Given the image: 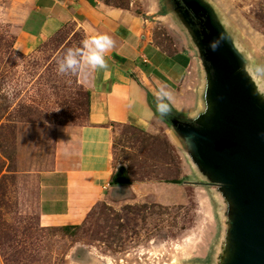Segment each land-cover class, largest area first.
I'll use <instances>...</instances> for the list:
<instances>
[{"label":"rangeland","instance_id":"1","mask_svg":"<svg viewBox=\"0 0 264 264\" xmlns=\"http://www.w3.org/2000/svg\"><path fill=\"white\" fill-rule=\"evenodd\" d=\"M203 2L264 103V73L256 72L264 67V0ZM29 3L0 0V105L7 108L0 114V264H225L232 247L230 204L165 123L150 134L118 127L114 161L127 185L113 186L69 231L41 226L39 175L53 168L58 151L87 123L83 81L90 69L57 73L66 50L85 39L74 25L30 53H15ZM165 14L152 29L155 44L169 54L189 47L195 82L205 85L198 41Z\"/></svg>","mask_w":264,"mask_h":264},{"label":"crops","instance_id":"2","mask_svg":"<svg viewBox=\"0 0 264 264\" xmlns=\"http://www.w3.org/2000/svg\"><path fill=\"white\" fill-rule=\"evenodd\" d=\"M181 6L179 0H30L17 32L18 52L34 51L70 25L80 29L85 39L107 34L114 40L107 53L108 69L90 70L83 81L90 94L87 123L74 142L58 151L53 168L39 175L41 226L79 225L105 199L117 172L114 140L120 126L150 134L165 123L188 153L172 121L156 113L154 97L162 86L172 92L170 116L202 121L210 111L206 80L203 86L195 82L196 65L189 47L169 54L153 37L156 21L166 13L195 40L183 21ZM141 108L152 116L138 123L134 113Z\"/></svg>","mask_w":264,"mask_h":264},{"label":"water","instance_id":"3","mask_svg":"<svg viewBox=\"0 0 264 264\" xmlns=\"http://www.w3.org/2000/svg\"><path fill=\"white\" fill-rule=\"evenodd\" d=\"M184 23L203 51L210 111L202 121H172L199 171L230 204L231 255L225 264H264V103L202 0H179ZM201 19L199 29L191 19ZM218 41L213 52L209 44ZM114 186L127 185L119 171Z\"/></svg>","mask_w":264,"mask_h":264},{"label":"clouds","instance_id":"4","mask_svg":"<svg viewBox=\"0 0 264 264\" xmlns=\"http://www.w3.org/2000/svg\"><path fill=\"white\" fill-rule=\"evenodd\" d=\"M219 46L218 41L209 44L215 52ZM114 40L107 34L94 35L81 41L78 48H69L57 61V73L60 75H76L83 73L85 69L103 70L108 69L107 53L113 49ZM257 73H264V67H257ZM156 113L160 118L170 114L174 101L173 94L165 86L159 87L154 93ZM138 123L150 119L152 113L146 109H139L134 113Z\"/></svg>","mask_w":264,"mask_h":264},{"label":"trees","instance_id":"5","mask_svg":"<svg viewBox=\"0 0 264 264\" xmlns=\"http://www.w3.org/2000/svg\"><path fill=\"white\" fill-rule=\"evenodd\" d=\"M15 53H17V50L15 51ZM89 104H90V94L88 95V112H89ZM5 109H7L6 107H2L1 105H0V114H3L4 112H5ZM1 116V118L3 117V115H0ZM167 121H169V122H171V121H177V120H179V121H184V122H186V121H188V119L186 118V117H184V116H182V115H179V114H177V115H172V116H170V115H168L167 117H164ZM1 128H2V125L0 126ZM118 171H123V173H124V176H125V178L127 179V182H128V177H127V175H126V173H125V170H124V168H120ZM117 174V173H116ZM116 174H115V176H116ZM115 176H114V178H115ZM114 178H113V180H114ZM167 183H171V184H180L181 182L180 181H178V180H169V181H166ZM112 185H114L113 184V182H112ZM62 228V230H64V231H69L71 228H72V226H66V227H61Z\"/></svg>","mask_w":264,"mask_h":264},{"label":"flooded vegetation","instance_id":"6","mask_svg":"<svg viewBox=\"0 0 264 264\" xmlns=\"http://www.w3.org/2000/svg\"><path fill=\"white\" fill-rule=\"evenodd\" d=\"M191 19L193 20V22H194V25H193V27L196 29H199L200 28V24H201V19H197V18H193L192 16H191Z\"/></svg>","mask_w":264,"mask_h":264}]
</instances>
